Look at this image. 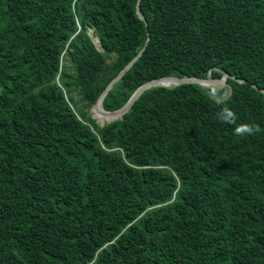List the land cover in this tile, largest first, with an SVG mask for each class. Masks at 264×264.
<instances>
[{
    "label": "trees",
    "instance_id": "1",
    "mask_svg": "<svg viewBox=\"0 0 264 264\" xmlns=\"http://www.w3.org/2000/svg\"><path fill=\"white\" fill-rule=\"evenodd\" d=\"M140 8L0 0V264H264V0ZM145 44L105 109L166 75L245 81L153 85L100 124Z\"/></svg>",
    "mask_w": 264,
    "mask_h": 264
},
{
    "label": "water",
    "instance_id": "2",
    "mask_svg": "<svg viewBox=\"0 0 264 264\" xmlns=\"http://www.w3.org/2000/svg\"><path fill=\"white\" fill-rule=\"evenodd\" d=\"M140 3L141 0H137V12L138 14L144 18L141 8H140ZM150 37L148 36V39ZM146 47V44L142 47V49L119 71V73L113 77V79L107 84L106 88L104 89V91L101 93V95L99 96V98L97 99V101L94 103L93 107L94 109L98 107V105L101 103V105L103 106V99L107 93V91L112 88L114 86V84L121 78V76L130 69V67L135 63V61L138 59V57L142 54V52L144 51ZM230 74L228 72H224L223 76L218 79L212 75H208L207 77H199V76H178V75H166V76H162V77H158V78H154L151 79L145 83H143L142 85H140L135 92L131 95L130 99L128 100V102L123 105L122 107L118 108V109H114V110H106L104 108V110L112 115H114L113 117H119L121 115H123L131 106L132 104L135 102V100L141 95V93L148 87H151L153 85H157V84H165V85H178L184 82H198L201 84H206V85H214V86H222L224 84H226L227 82V78ZM164 79H168L170 80V83H164L162 82V80ZM264 91V89H263ZM104 107V106H103Z\"/></svg>",
    "mask_w": 264,
    "mask_h": 264
},
{
    "label": "clouds",
    "instance_id": "3",
    "mask_svg": "<svg viewBox=\"0 0 264 264\" xmlns=\"http://www.w3.org/2000/svg\"><path fill=\"white\" fill-rule=\"evenodd\" d=\"M225 72H228V71H225ZM209 75H211V74H209ZM229 76H231V77H233V78H235V79H237L239 81H245L244 79H242L240 77H236L233 74H230ZM221 77H216V78L220 79ZM228 77H226L227 78L226 84H224L222 86H216V87L220 88V87H224L225 85H227L228 84ZM163 85H165V84H163ZM204 85H206V84H204ZM228 95H229L228 92L221 93L216 88H212L209 91V96L214 100V102L217 105H221L222 106L220 108L219 113H218V119L220 121H222L223 123H226V124H235L237 119H238V117H237L236 113L230 107L227 106V97H228ZM106 110H108V109H106ZM103 124H105V123H103ZM259 132H261V127H260L259 124L241 123V124H239L238 126H236L234 128V134L237 135V136L254 135V134L259 133Z\"/></svg>",
    "mask_w": 264,
    "mask_h": 264
},
{
    "label": "rangeland",
    "instance_id": "4",
    "mask_svg": "<svg viewBox=\"0 0 264 264\" xmlns=\"http://www.w3.org/2000/svg\"><path fill=\"white\" fill-rule=\"evenodd\" d=\"M90 33L93 35V39L96 41L97 45L100 47V42H99V38L93 33V28L89 29ZM91 112H92V116L95 117V119L97 120V122H99L100 124H103L105 121L108 122L116 117H110L109 115H107L106 113H104L103 111H101L99 108H95L92 106L91 107Z\"/></svg>",
    "mask_w": 264,
    "mask_h": 264
},
{
    "label": "bare ground",
    "instance_id": "5",
    "mask_svg": "<svg viewBox=\"0 0 264 264\" xmlns=\"http://www.w3.org/2000/svg\"><path fill=\"white\" fill-rule=\"evenodd\" d=\"M162 82L169 84V83H170V80H168V79H164V80H162ZM97 108H99L101 111H103L104 113H106L107 115H109L110 117L113 118L114 115H112V114L106 112V111L104 110V107L101 105V103L98 105Z\"/></svg>",
    "mask_w": 264,
    "mask_h": 264
}]
</instances>
